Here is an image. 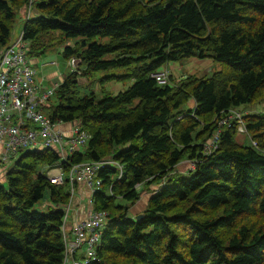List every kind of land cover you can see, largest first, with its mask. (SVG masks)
Returning <instances> with one entry per match:
<instances>
[{
    "label": "trees",
    "instance_id": "16d2710c",
    "mask_svg": "<svg viewBox=\"0 0 264 264\" xmlns=\"http://www.w3.org/2000/svg\"><path fill=\"white\" fill-rule=\"evenodd\" d=\"M27 2L0 0V51ZM32 8L22 26L28 56L59 47L78 60L79 73L68 72L45 107L90 135L63 169L106 156L123 168L118 178L112 167L99 171L92 206L108 219L89 264H264V0H34ZM188 58L221 68L171 84L152 76ZM117 68L124 73L99 79L131 81L114 95L97 99L76 87L77 76ZM231 109L241 112L248 144L235 139ZM58 157L52 148L24 151L0 179V264H61L69 193L45 175ZM184 161L193 168L177 171ZM161 181L143 217L128 216L142 188ZM45 192L43 213L34 206Z\"/></svg>",
    "mask_w": 264,
    "mask_h": 264
},
{
    "label": "built area",
    "instance_id": "2783aa9c",
    "mask_svg": "<svg viewBox=\"0 0 264 264\" xmlns=\"http://www.w3.org/2000/svg\"><path fill=\"white\" fill-rule=\"evenodd\" d=\"M33 2H27L23 22L32 17ZM27 50L28 42L24 40L21 28L20 34L10 39L0 51V163L16 159V155L23 150L52 148L58 154L57 163L45 175L53 185L66 183L69 193L66 203L61 206L60 231L64 245L61 264H89L97 261L96 247L108 219L106 210H95L92 206L93 193L102 186L99 171L104 167H112L117 171L118 178L123 168L118 161L103 158L71 163L67 170L63 169L62 163H68L71 154L81 152L90 135L78 121L52 120L47 115L45 107L61 82L55 81L52 85L44 86L38 81ZM68 61V72L79 73L78 60L71 58ZM41 65H47V62ZM152 76L158 82H165L169 75L163 69ZM228 118L235 120L237 133H246L240 111L231 109ZM66 123H69L68 126H64ZM217 135L218 132L214 133L205 143L206 153L216 147ZM190 168H193L192 162ZM87 191L90 196H82ZM81 205L89 209L83 210ZM84 211L86 215L78 218L77 215Z\"/></svg>",
    "mask_w": 264,
    "mask_h": 264
},
{
    "label": "rangeland",
    "instance_id": "374dc122",
    "mask_svg": "<svg viewBox=\"0 0 264 264\" xmlns=\"http://www.w3.org/2000/svg\"><path fill=\"white\" fill-rule=\"evenodd\" d=\"M147 1V0H145ZM34 11L32 10V15H34ZM20 16L17 15V19L16 22L13 26V29L11 31V37L10 39H13L15 37H17L20 32H21V25L22 22L19 21ZM97 42H107L108 39L107 38H95L94 39ZM35 59L37 60V63H39L37 66V68H39V71L41 74H43L44 79L48 78V74L51 72L56 71V75L54 76V79L56 80V82H60L63 79V76H65L69 69L68 63H69V59L66 60V57L63 55L62 53V49L59 47H55L53 49H51L50 51L46 52L45 54H40L38 56H35ZM193 59V58H192ZM190 58L188 59H181L179 61H175V62H168L167 66L164 65V69L168 72L171 73V75L169 74L168 78L165 80L166 83L171 84V81L176 82L178 79H181L185 76H187L188 74H195L199 75V76H205V77H209L211 75V73L214 70L220 69L221 65L218 62H215L214 60H212L211 58H206V59H197L199 60L200 63H194L191 62L189 60H192ZM201 60V61H200ZM41 61H46L47 62V67L45 68H40V62ZM55 61V64H52V62ZM192 66V67H191ZM194 68V69H193ZM124 68H117V69H111L108 71H98L96 72L93 76H91V78L86 79L80 76H77L76 79V83H77V89L80 91L81 94H89V93H94L95 97L97 99L102 98V95H104L105 92H108L110 95H114L117 92L123 90L124 88H126L127 85H129L130 81H126V79L123 80H113V81H106L99 83V79L101 76L106 75V74H123L124 73ZM47 84V83H45ZM45 84H43L44 86H46ZM52 83H50L49 85H52ZM48 85V84H47ZM102 86V87H101ZM50 102L54 103V98L51 97L50 98ZM262 107V105H255L253 107L254 110L259 111L260 108ZM190 107L188 106V102H186L182 107L181 110L186 111L188 110ZM69 123H66L64 126H68ZM235 139L240 142V143H245L248 144L249 143V137L247 135L244 134H240V133H236L235 135ZM126 147V145L124 146ZM26 150H23L22 152H24ZM19 152L16 155V158L22 153ZM107 159H110L111 157L106 156ZM15 159H12L10 161H6L4 163H0V179L2 181H4V174L6 173L7 169L12 165L13 161ZM177 171L179 172H185L188 168L186 166V164L181 163L179 164L177 167ZM114 177L118 176V173H114L113 175ZM3 178V179H2ZM164 183V181H161L160 183H154L149 185L147 188H142V186H138L137 189H141V192H139V198L133 203L130 204L123 198H117L116 199V203L122 206H128L129 208L127 210L128 216H131L133 218H135V216L137 214H140L143 212V210L146 208L147 205V200L149 198V196L153 193H155L160 186ZM77 193H79V191L77 190ZM82 196L85 197H89L90 193L87 191L85 193L82 194ZM77 197V196H76ZM76 199V198H75ZM48 206H50L49 203V199H48V193L45 192L44 196L42 199L39 200V202L34 206V208L40 212L46 213L48 211Z\"/></svg>",
    "mask_w": 264,
    "mask_h": 264
},
{
    "label": "crops",
    "instance_id": "0c3cea01",
    "mask_svg": "<svg viewBox=\"0 0 264 264\" xmlns=\"http://www.w3.org/2000/svg\"><path fill=\"white\" fill-rule=\"evenodd\" d=\"M24 12H25V10H19V13H18V15L20 16V19H19V21H21L22 22V25H21V28H22V26H23V16H24ZM14 39V38H13ZM190 59H192V58H190ZM189 61H191V62H194V63H200L199 62V60H197L196 58H193L192 60H189ZM201 61V60H200ZM30 62H31V65L32 66H34L35 67V69H36V75H37V80L38 81H40L42 84H45V83H47L48 85L50 84V83H52V82H55L56 80L54 79V76L56 75V71H54V72H51V74L49 73L48 74V78H46V79H44V77H43V74H41L40 73V71H39V68H37V66L36 65H38L39 63H37V60L35 59V57L34 58H30ZM43 62H46V61H41L40 62V68L42 67V68H45V67H47V65H44V66H42L41 65V63H43ZM167 64L168 63H166L165 65L167 66ZM163 67H164V65H163ZM192 67V66H191ZM162 69H164V68H162ZM194 69V68H193ZM169 74L171 75V73L169 72ZM168 74V75H169ZM191 74H193V73H191ZM196 74V73H195ZM199 76V75H198ZM65 76H63V78H64ZM63 80V79H62ZM61 80V81H62ZM60 81V82H61ZM47 84H45V85H47ZM131 84V81H130V83H129V85ZM129 85H127L126 87H128ZM125 89V88H124ZM194 104H195V102H194V100L192 99V100H189L188 101V106L190 107V108H192L193 106H194ZM184 164H186V166H187V168L188 169H191L190 168V163L188 162V161H184L183 162ZM81 208H83V206L81 205ZM84 209H86V210H88L89 208L88 207H84L83 208V210ZM82 210V209H81ZM85 210V211H86ZM85 211L84 212H82V213H79L77 216H78V218H79V216H85L86 214H85ZM81 214V215H80Z\"/></svg>",
    "mask_w": 264,
    "mask_h": 264
},
{
    "label": "water",
    "instance_id": "95a60500",
    "mask_svg": "<svg viewBox=\"0 0 264 264\" xmlns=\"http://www.w3.org/2000/svg\"><path fill=\"white\" fill-rule=\"evenodd\" d=\"M143 217V213H140V214H137L136 216H135V220H140L141 218Z\"/></svg>",
    "mask_w": 264,
    "mask_h": 264
}]
</instances>
